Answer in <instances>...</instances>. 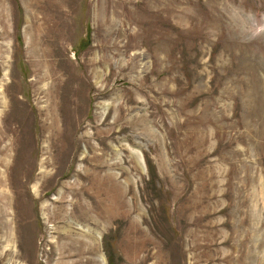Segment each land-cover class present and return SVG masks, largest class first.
I'll return each mask as SVG.
<instances>
[{"label":"rangeland","instance_id":"obj_1","mask_svg":"<svg viewBox=\"0 0 264 264\" xmlns=\"http://www.w3.org/2000/svg\"><path fill=\"white\" fill-rule=\"evenodd\" d=\"M264 264V0H0V264Z\"/></svg>","mask_w":264,"mask_h":264},{"label":"trees","instance_id":"obj_2","mask_svg":"<svg viewBox=\"0 0 264 264\" xmlns=\"http://www.w3.org/2000/svg\"><path fill=\"white\" fill-rule=\"evenodd\" d=\"M108 263L109 264H113V260H112V255L111 254H109V256H108Z\"/></svg>","mask_w":264,"mask_h":264}]
</instances>
